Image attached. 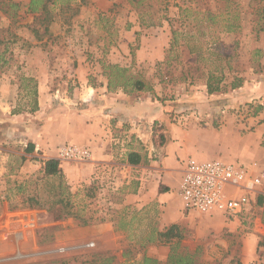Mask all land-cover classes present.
I'll return each mask as SVG.
<instances>
[{
	"label": "rangeland",
	"instance_id": "374dc122",
	"mask_svg": "<svg viewBox=\"0 0 264 264\" xmlns=\"http://www.w3.org/2000/svg\"><path fill=\"white\" fill-rule=\"evenodd\" d=\"M29 3L0 0V264H143L145 256L167 264L176 245L194 264H264V187L236 216L187 212L179 196L190 157L264 170V32L257 41L252 34L264 0H49L48 19L29 12ZM110 65L153 88L109 92L152 103L154 118L142 116L152 109L144 104L138 119L110 120L111 157L94 167L90 144L75 145L91 151L83 162L59 159L64 146L49 159L27 153L56 107L76 106L80 94L109 86ZM228 66L244 76L243 87L208 94V74L228 73ZM39 86L53 96L46 114ZM61 95L73 103L54 99ZM167 147L182 152L180 166L167 167L179 173L170 192L172 211L182 214L177 223L163 222L166 210L157 204L140 210L126 202L141 178L163 167ZM131 152L141 155L139 165L128 164ZM51 159L59 160L69 203L84 219L60 222L46 209L22 208L30 196L46 206L54 200L49 191L58 181L42 174ZM172 224L183 238L160 242Z\"/></svg>",
	"mask_w": 264,
	"mask_h": 264
},
{
	"label": "crops",
	"instance_id": "0c3cea01",
	"mask_svg": "<svg viewBox=\"0 0 264 264\" xmlns=\"http://www.w3.org/2000/svg\"><path fill=\"white\" fill-rule=\"evenodd\" d=\"M47 95V96H46ZM53 96L46 93V86L38 87V103L40 110L45 113V104L51 101ZM54 99H59L61 104L64 102L73 103L70 98L61 95L60 98L54 96ZM79 101L82 103L80 104ZM93 101V105L90 103ZM77 105L70 107H60L51 114L56 117L48 118V122L43 123L41 132L32 137L31 143L35 146L37 155L42 158H54L53 154L56 153L57 147L66 145H93V167L95 164L105 161L111 157L108 153L109 145H111L112 128L109 127V121L117 119L119 122L125 119H138L141 116L140 111L148 107L146 110L151 109L148 114L142 116L146 119L154 118L153 104L141 101L136 98H130L123 93L113 94L109 92L108 86L102 87L100 90L93 88V94L89 93L86 96L82 94L77 96ZM140 103V104H138ZM80 104V105H79ZM85 105V107L83 106ZM64 108V109H63ZM39 110V111H40ZM63 111V112H62ZM46 114V113H45ZM91 120L92 122H90ZM140 134L138 135V137ZM167 156L163 159V167L153 168L154 171L147 173L148 177L141 178L139 189L134 196L129 195L126 198L127 204H134L140 210L152 205L166 210L163 214V222L177 223L181 220V212L178 207L171 209L173 198L170 194L171 187L176 186V177L178 179L179 173L169 172L167 167L180 166L179 158L181 160L182 152H178L171 148H166ZM58 151V150H57ZM42 153V155L40 154ZM157 179V180H156ZM153 181H155L153 183ZM161 185L166 192H161ZM183 205V204H182ZM179 211V212H178ZM168 224V223H167ZM173 225V224H172Z\"/></svg>",
	"mask_w": 264,
	"mask_h": 264
},
{
	"label": "trees",
	"instance_id": "16d2710c",
	"mask_svg": "<svg viewBox=\"0 0 264 264\" xmlns=\"http://www.w3.org/2000/svg\"><path fill=\"white\" fill-rule=\"evenodd\" d=\"M49 0H30L29 9L28 11L31 13L41 12L45 15V19L49 17V10L47 7V3ZM12 8L16 9L19 7L17 4H13ZM264 19V10L255 13V17L252 19V34L255 41L259 39V35L261 32H264V27H260L261 20ZM172 49V48H171ZM228 73L224 72V70H219L220 76H216V74L210 72L208 74L206 86L208 94H215V93H225L229 91H234L243 87L245 78L240 74H235V72L228 66ZM109 72H105L104 76L107 77L109 80V91H112L113 88H122L124 91L134 92V91H153L151 86H148L144 81L141 79H136L131 75H127L128 70L124 68H120L117 65H110ZM115 85H114V81ZM36 94V93H35ZM38 110V104L35 103V107L33 112ZM163 140V139H162ZM164 141V140H163ZM35 151V146L30 144L27 148V153H32ZM141 155L137 152H131L128 154V164L129 165H139L141 163ZM43 179H50L52 178L57 179L58 184L51 185L50 193L53 194L54 200L49 201L50 206H46L45 203H42L37 196H30L26 200H24V204L22 208L28 209H36V208H43L47 210V213H51L55 221H64L69 218L75 219H84L83 216L80 215L78 211L74 209V207L69 203L70 201V187L65 183L64 176L62 173V168L59 160L51 159L44 162L43 165ZM34 184V181L30 180L29 184ZM23 186L19 187V192L23 190ZM161 192H166L167 188H161ZM90 198L93 197L92 194H88ZM258 203L261 204L263 201V196L258 197ZM47 204V205H48ZM17 208V207H16ZM89 220H93V217H90ZM104 221V219H101ZM88 220L83 221V225H87ZM158 238L160 242L171 243L173 240H177L179 242L183 236L181 234L180 228L178 225L174 224L170 228H168L164 232H159ZM151 242L152 241L151 239ZM178 249V245L173 246L171 249V253L169 254V259L167 264H194L193 256L189 254H177L176 251ZM112 262V258H108L107 262ZM156 264V260H152L148 257L143 258V264ZM106 263V262H105Z\"/></svg>",
	"mask_w": 264,
	"mask_h": 264
},
{
	"label": "built area",
	"instance_id": "2783aa9c",
	"mask_svg": "<svg viewBox=\"0 0 264 264\" xmlns=\"http://www.w3.org/2000/svg\"><path fill=\"white\" fill-rule=\"evenodd\" d=\"M59 159L83 162L91 158L87 147L59 149ZM179 196L187 212L236 216L246 211L264 187V170L221 159L190 157L181 171Z\"/></svg>",
	"mask_w": 264,
	"mask_h": 264
}]
</instances>
